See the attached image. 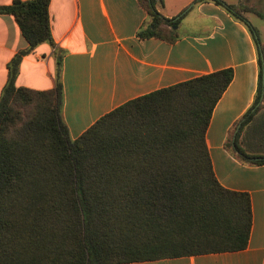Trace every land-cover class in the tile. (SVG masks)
<instances>
[{"label": "trees", "instance_id": "1", "mask_svg": "<svg viewBox=\"0 0 264 264\" xmlns=\"http://www.w3.org/2000/svg\"><path fill=\"white\" fill-rule=\"evenodd\" d=\"M137 1L147 14L138 37L174 43L181 17L164 18L163 0ZM205 1L254 36L258 90L226 147L243 162L264 165V156L248 155L238 142L264 109V47L243 9L221 0L194 3ZM49 3L0 7L28 44L9 63L0 95V264H128L246 249L250 198L220 186L205 143L232 70L131 100L71 140L61 118L60 62L53 90L15 86L21 58L51 43Z\"/></svg>", "mask_w": 264, "mask_h": 264}, {"label": "crops", "instance_id": "2", "mask_svg": "<svg viewBox=\"0 0 264 264\" xmlns=\"http://www.w3.org/2000/svg\"><path fill=\"white\" fill-rule=\"evenodd\" d=\"M13 0H0V7ZM28 1V0H22ZM163 0L159 13L181 17L168 43L141 39L147 19L137 0H50L51 43H43L21 58L16 87L53 90L57 64L63 103L61 118L71 140L80 137L101 117L125 103L220 70L233 77L216 103L205 133L212 170L224 189L248 194L251 228L246 249L128 264H264V165L238 159L226 147L241 117L252 107L258 90V50L247 25L212 1ZM242 8L248 25L262 37L264 0H221ZM181 15V16H180ZM264 38V35H263ZM259 42L264 47V42ZM28 47L10 15L0 14V95L8 65ZM248 155L264 156V109L239 135Z\"/></svg>", "mask_w": 264, "mask_h": 264}, {"label": "rangeland", "instance_id": "3", "mask_svg": "<svg viewBox=\"0 0 264 264\" xmlns=\"http://www.w3.org/2000/svg\"><path fill=\"white\" fill-rule=\"evenodd\" d=\"M240 8V7H239ZM242 9V8H241ZM245 11L243 10V12H242V17L243 16H245V17H250L251 19H254V17L253 16H251V15H245V13H244ZM244 18V17H243ZM255 20V19H254ZM257 22H254V24H256V26H259V25H261V27H264V22L262 21H259V20H256ZM261 34H262V37H259L258 38V40L261 42H264V38H263V35H264V29H261ZM257 37V36H256ZM263 84H264V82H263ZM259 106V105H258Z\"/></svg>", "mask_w": 264, "mask_h": 264}]
</instances>
